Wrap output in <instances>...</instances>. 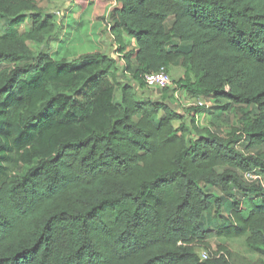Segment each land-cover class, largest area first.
Wrapping results in <instances>:
<instances>
[{
    "label": "trees",
    "instance_id": "16d2710c",
    "mask_svg": "<svg viewBox=\"0 0 264 264\" xmlns=\"http://www.w3.org/2000/svg\"><path fill=\"white\" fill-rule=\"evenodd\" d=\"M0 20V156L29 164L0 183V264H264V0H69L60 18L0 0ZM173 68L176 90L239 129L223 137L199 127L204 107L185 124L148 99L143 77ZM242 138L260 151L237 150ZM212 187L231 199L215 232L202 227L223 208ZM212 238L245 239L252 255L202 261Z\"/></svg>",
    "mask_w": 264,
    "mask_h": 264
},
{
    "label": "rangeland",
    "instance_id": "374dc122",
    "mask_svg": "<svg viewBox=\"0 0 264 264\" xmlns=\"http://www.w3.org/2000/svg\"><path fill=\"white\" fill-rule=\"evenodd\" d=\"M36 4L38 7L46 14H53L57 18L61 17V14L66 10V2L68 3L69 0H35ZM4 25L5 22L0 20V36L3 35L4 32ZM27 29L23 26L19 28V32L22 34L26 31ZM68 39L67 36H63L62 40ZM57 43L53 42V44H50V50H55ZM74 45V43H73ZM29 48L33 51L38 53V51L41 49L39 46H36L33 43H28ZM101 46L103 47V52L105 54L113 57L115 49L113 48L111 44V39L108 37L107 33L102 34L101 36ZM77 47V46H76ZM82 49V50H81ZM89 47H79V50L86 52ZM75 50V48H74ZM76 53V51H75ZM122 66V62L118 63V81H125V77H123V73H121L120 68ZM3 68V67H2ZM1 70V67H0ZM177 74L173 73L170 76V80L172 78H175ZM128 77V76H127ZM132 83V82H131ZM135 85V83H133ZM136 89L138 88L137 84L135 85ZM152 92H156L154 89H151ZM167 90V89H166ZM138 94L139 93L138 90ZM157 95V93H156ZM183 108L179 104L180 102H174L175 104V111L179 113V115L182 117V121L185 122V124H189V118L186 117L185 111L189 108L188 105H191L192 101L188 100L186 96L183 93ZM187 101V104H186ZM204 103V110L203 112L199 115L197 122L200 128H206L209 131L216 133L220 136H226L229 134L232 130H237L239 129V121L238 118L233 116L232 114L229 113H223L215 104L213 99H206L203 101ZM224 102H221L220 105H223ZM180 125L179 122L174 123L175 127H178ZM248 143L246 140L243 138L235 142V148L241 152L244 153H257L259 152L258 150H249L247 148ZM263 150V149H261ZM18 160V157L13 153V151L8 152L4 156H0V183L5 181L6 179H9L10 177H13L15 173H18L17 170L18 167L20 166L21 170L23 172H26L28 170L29 164L26 162H20ZM210 193H213L216 195V197L220 198V201L223 205V208L221 210V213L219 215H215L212 213L211 215H204L202 218V227L205 230H208L210 232H215L218 228H221L223 223H227L228 215L231 211L230 204H231V199L227 197L225 194H223L220 189L218 188H206ZM237 199H241L242 197H237ZM247 205V203L245 204ZM251 205L249 204L247 206V209ZM219 247H226L227 250L230 251H236L239 252L240 254H243L245 256H251V252L247 249L245 245V239H234V240H227L224 238H212L209 240V248L205 249L203 247H196V253L197 255H200L203 252L208 253L209 257H215L217 255V252L219 251Z\"/></svg>",
    "mask_w": 264,
    "mask_h": 264
},
{
    "label": "crops",
    "instance_id": "0c3cea01",
    "mask_svg": "<svg viewBox=\"0 0 264 264\" xmlns=\"http://www.w3.org/2000/svg\"><path fill=\"white\" fill-rule=\"evenodd\" d=\"M65 4L67 7L69 5V2L68 3L66 2ZM23 25L27 29L26 31H29L31 29V20L29 17H27L25 19L23 24L18 26V29ZM0 37H3V35H1ZM108 37L111 39L110 35H108ZM124 42L126 45V52H131L134 49L133 41L130 38L124 36ZM113 57L116 59L119 56H118V54H116ZM173 73L177 74V75L173 76V77H175V78H172L173 81H178L183 76V72L179 68H173L171 70L170 74L172 75ZM146 89H147L146 95H147L148 99H150L151 101H154V102H160V101L164 100L165 104H167L171 108V110H173L174 112H176L174 110L175 109L174 108L175 107L174 102L179 101L180 102L179 104L181 105L182 109L187 108V107L182 106L183 105L182 103L184 101L183 100V97H184L183 92L180 90H176L175 85H173V84H171L167 93H164L162 90H155L154 89L156 92H152L151 89H149V88H146ZM156 93H157V95H156ZM186 104H187V101H186ZM188 106L190 107V105H188ZM177 114H179V113H177Z\"/></svg>",
    "mask_w": 264,
    "mask_h": 264
},
{
    "label": "built area",
    "instance_id": "2783aa9c",
    "mask_svg": "<svg viewBox=\"0 0 264 264\" xmlns=\"http://www.w3.org/2000/svg\"><path fill=\"white\" fill-rule=\"evenodd\" d=\"M113 6L115 7L116 4L113 3ZM118 59V57H117ZM123 65V61L120 58V60L118 61V63H121ZM143 82L144 85L149 88V89H155V90H166L169 89V87L171 86V80H170V76L168 75V73L164 70V69H160L158 72L156 73H151V74H147L143 77ZM204 103L202 99H198L195 101H192L190 107H204ZM244 181L249 183V184H253V183H259L260 185L263 186V182L261 177L255 172V171H251V172H247L244 174ZM200 258L202 261H206L208 259H210L211 257H209L208 253L203 252L200 255ZM221 256H225L223 252H219L215 258L218 259Z\"/></svg>",
    "mask_w": 264,
    "mask_h": 264
}]
</instances>
